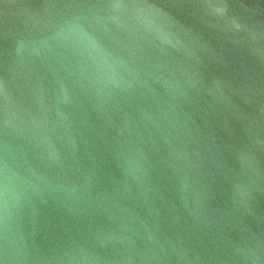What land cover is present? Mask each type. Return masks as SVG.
<instances>
[{
	"label": "water",
	"instance_id": "95a60500",
	"mask_svg": "<svg viewBox=\"0 0 264 264\" xmlns=\"http://www.w3.org/2000/svg\"><path fill=\"white\" fill-rule=\"evenodd\" d=\"M0 264H264V0H0Z\"/></svg>",
	"mask_w": 264,
	"mask_h": 264
}]
</instances>
